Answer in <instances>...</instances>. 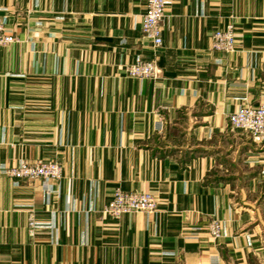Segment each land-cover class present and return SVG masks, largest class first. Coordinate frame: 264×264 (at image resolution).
<instances>
[{"label":"crops","instance_id":"crops-1","mask_svg":"<svg viewBox=\"0 0 264 264\" xmlns=\"http://www.w3.org/2000/svg\"><path fill=\"white\" fill-rule=\"evenodd\" d=\"M168 1L156 50L147 0H0V264H264V144L229 123L264 103V0ZM137 59L159 79L128 78ZM20 160L62 164L49 197L2 174ZM117 188L158 212L104 216Z\"/></svg>","mask_w":264,"mask_h":264},{"label":"built area","instance_id":"built-area-1","mask_svg":"<svg viewBox=\"0 0 264 264\" xmlns=\"http://www.w3.org/2000/svg\"><path fill=\"white\" fill-rule=\"evenodd\" d=\"M168 0H147L146 11L142 18V34L154 49L163 46L162 26L166 17ZM18 42L16 36L8 30L6 20L0 16V50ZM213 52L232 54L236 51V33L232 25L215 31L211 36ZM126 76L139 80H157L161 71L154 62L137 59L125 68ZM230 130L248 133L257 145L264 144V103L257 107L244 106L229 116ZM160 130H162L160 126ZM2 174L11 178L15 186L23 180L43 182L47 197L52 193L51 182H59L63 175V166L59 161L34 162L20 160L14 167H4ZM158 212V201L151 193L125 192L117 188L112 200L102 210V214L114 220L133 213L154 214ZM41 225L35 218L33 210L29 215V233L36 234ZM209 235L213 240H220L226 235L223 221L213 218L208 225ZM213 264H219L216 259Z\"/></svg>","mask_w":264,"mask_h":264},{"label":"rangeland","instance_id":"rangeland-1","mask_svg":"<svg viewBox=\"0 0 264 264\" xmlns=\"http://www.w3.org/2000/svg\"><path fill=\"white\" fill-rule=\"evenodd\" d=\"M129 78V77H128ZM139 80V79H138ZM34 163V162H33ZM211 219H213V218H211ZM217 219V218H216ZM211 221V220H210ZM210 223V222H209ZM209 225V224H208ZM208 234H209V231H208ZM210 236V235H209ZM210 238H211V236H210ZM224 238V237H223ZM221 240V239H220ZM216 241H218V240H216Z\"/></svg>","mask_w":264,"mask_h":264}]
</instances>
